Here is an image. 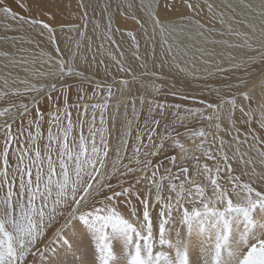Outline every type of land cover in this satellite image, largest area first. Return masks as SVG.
Returning a JSON list of instances; mask_svg holds the SVG:
<instances>
[{"label": "snow or ice", "instance_id": "6c2138e0", "mask_svg": "<svg viewBox=\"0 0 264 264\" xmlns=\"http://www.w3.org/2000/svg\"><path fill=\"white\" fill-rule=\"evenodd\" d=\"M116 7L0 0V264H264V0Z\"/></svg>", "mask_w": 264, "mask_h": 264}, {"label": "bare ground", "instance_id": "6f19581e", "mask_svg": "<svg viewBox=\"0 0 264 264\" xmlns=\"http://www.w3.org/2000/svg\"><path fill=\"white\" fill-rule=\"evenodd\" d=\"M106 2V0H99V2ZM102 2V3H103ZM111 4H112V9L110 11L112 12H116L117 11V5H120L122 10L125 13H129V8L128 5L131 4L132 8L130 10V14H134L137 18H141V19H145V14L144 12L140 11V6L141 3H143L144 5H147L149 3H151V0H110ZM215 2L219 3L220 0H215ZM228 2L234 3L239 5L241 3V0H228ZM244 2H249V3H253V4H259L260 0H244ZM76 0H72V12L73 15H75L76 13ZM99 18V16H98ZM71 21H65V23H70ZM5 23H13L10 20L9 21H5L3 19H0V36L4 35L3 32V26ZM117 25H119L121 27V29L123 30L125 27H127L128 29H134L137 30V35L138 38L140 39V43H141V49L143 50V44H144V38L141 35V30H139V26L135 24L134 20L132 19H125L124 17H121L119 15H117L116 18V24L113 25V27H116ZM14 27H17L16 25L13 24ZM93 25L90 23L88 26V30L86 33V36L83 40H81L80 35L78 32L72 31L69 32L67 29H65V32L59 36V39L61 40L62 44H66L71 46L73 49L76 48V44L80 43L81 44V48H80V52L82 54H88L89 57L91 56V53L87 52V48H88V37H91V43H92V51H96L98 45H100L102 42L104 43L105 48H108V42L106 40H104V31H105V22L101 21L100 24V28L96 31L93 32ZM9 35H23L25 39H27L29 36H32L33 33L27 31L26 29L23 32H17V33H8ZM117 41H120V35L117 34L114 37ZM129 43L130 41L127 39V37H125V40L122 43V47L124 49L125 52V56L128 59H131V50L129 49ZM25 47H29L32 48L33 46L31 45H25ZM114 47V46H113ZM157 51H159V49H157ZM97 58L99 59V55L97 56ZM8 73V69L4 68V61L2 58H0V85L3 84V79L4 77L7 75ZM11 78L9 77V80ZM256 86H255V95L257 97H259L261 95V89L259 87V80H257L256 82ZM186 104H191V101H185ZM253 107L256 108L257 105L256 103L253 104ZM259 116V113H257V117ZM19 123V122H17ZM43 133L46 135L47 133V125L44 126L43 128ZM54 248H58L59 244H55L53 246ZM53 253L49 252L47 254V256L44 257L45 261L48 260L49 257H52Z\"/></svg>", "mask_w": 264, "mask_h": 264}, {"label": "rangeland", "instance_id": "374dc122", "mask_svg": "<svg viewBox=\"0 0 264 264\" xmlns=\"http://www.w3.org/2000/svg\"><path fill=\"white\" fill-rule=\"evenodd\" d=\"M102 2H103V1H102ZM102 2H101V3H102ZM103 3H104V2H103Z\"/></svg>", "mask_w": 264, "mask_h": 264}]
</instances>
